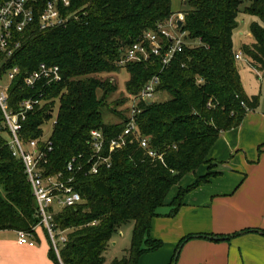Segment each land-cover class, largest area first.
<instances>
[{
	"label": "trees",
	"instance_id": "trees-1",
	"mask_svg": "<svg viewBox=\"0 0 264 264\" xmlns=\"http://www.w3.org/2000/svg\"><path fill=\"white\" fill-rule=\"evenodd\" d=\"M183 1L187 7L178 10L184 14L180 29L186 30L185 38L197 43L185 42L167 64L155 54L123 66L116 61L144 31L156 28L175 12L171 0H72L73 7L86 10L87 23L78 20L45 30L34 25L18 35L19 46L1 61L0 75L12 65L19 68L8 87L12 109L23 97L37 91L36 86L23 84L27 71L41 61L60 67L61 80L49 85L44 101L27 113L20 136L24 141L42 137L43 124L57 107L43 171L67 174L71 158H75V165H84L74 180L82 201L54 213L57 229L66 234L59 248L62 264H138L143 253L158 249L162 241L150 235V225L170 188L185 173L208 163L207 155L218 133L237 126L259 101L258 94L245 92L234 56L232 32L242 0ZM243 9L258 20L249 24L254 40L242 43L241 51L249 57L250 66L260 70L264 67V0H249ZM121 67L129 73L127 95L121 100L136 94L153 74L159 76L157 90L170 95L140 103L135 115L140 134L148 136L149 145L160 155H149L136 139L127 136L111 153L110 166L89 173L90 129L100 128L109 138L119 134L126 121L124 111L114 108L119 120H103V108L107 106L104 96L116 86L108 78L93 74ZM98 89L102 91L100 96ZM4 133L8 130L0 110V229L33 235L39 219L37 204L23 163L12 155ZM211 167L209 163L205 174L178 188L170 202V214L182 203L187 189L215 173ZM129 221V247L121 256L106 261L104 251L112 235ZM190 237H181L175 251ZM49 255L60 264L51 246Z\"/></svg>",
	"mask_w": 264,
	"mask_h": 264
},
{
	"label": "crops",
	"instance_id": "crops-1",
	"mask_svg": "<svg viewBox=\"0 0 264 264\" xmlns=\"http://www.w3.org/2000/svg\"><path fill=\"white\" fill-rule=\"evenodd\" d=\"M207 157L208 163L170 188L164 202L169 209L150 225V235L162 239V245L143 253L138 264H169L179 239L188 234L220 238L190 237L175 264H264V112L248 110L237 126L220 131ZM209 163L215 173L187 189L170 214L178 188L205 174ZM40 227L22 241L17 230L0 229V264H55L48 235Z\"/></svg>",
	"mask_w": 264,
	"mask_h": 264
},
{
	"label": "built area",
	"instance_id": "built-area-1",
	"mask_svg": "<svg viewBox=\"0 0 264 264\" xmlns=\"http://www.w3.org/2000/svg\"><path fill=\"white\" fill-rule=\"evenodd\" d=\"M72 0H0V64L3 59L11 56L20 44L19 34L32 26L39 30L54 27H66L74 21L87 23L86 10L72 6ZM183 21L182 11H176L164 22H159L156 28L143 32L140 38L129 45L116 64L123 66L128 61L146 59L149 55H159L161 61L167 64L176 51L185 44L186 30L180 29L177 20ZM166 39L168 42H165ZM235 58H240V52H235ZM19 71L17 65L7 67L0 75V110L3 122L8 130V145L13 156L19 158L24 166L27 180L37 204L39 215L35 226H42L49 238L50 246L62 264L59 248L65 242L64 230L57 229L54 213L67 205H74L82 201L79 190L75 187V173L84 168L83 164L75 165V158L68 160L66 169L62 171L44 173L43 163L47 161V152L51 149L47 137H34L24 141L20 130L27 113L40 105L45 99V92L49 85L61 80L62 74L57 63L41 61L37 66L25 73L23 84L36 86V93L23 97L16 109H12L8 102V87ZM264 72V67L258 70ZM159 83L158 74L148 78L136 94H129V104L125 111L126 121L119 134L106 138L100 128L90 129V151L87 156L88 168L86 172L95 173L100 167L111 164V153L120 147L125 138L136 139L151 156H159L155 148L148 143V136L140 134L135 115L140 111V103L154 100ZM42 142L40 144L39 142ZM18 240L22 241L29 233L18 230Z\"/></svg>",
	"mask_w": 264,
	"mask_h": 264
},
{
	"label": "rangeland",
	"instance_id": "rangeland-1",
	"mask_svg": "<svg viewBox=\"0 0 264 264\" xmlns=\"http://www.w3.org/2000/svg\"><path fill=\"white\" fill-rule=\"evenodd\" d=\"M247 4H249V0H242L240 3L241 10L238 12L236 17L237 25L235 26L232 32L233 48L235 51L240 52V58L236 60V63L245 92L248 95H259L258 103L248 110L264 112V72L259 74L258 70L252 68L249 64V57L241 51L242 43H249L254 40L249 30V24L252 20H258V17L256 15L244 11L243 8ZM171 7L176 12L178 10L186 8L187 4L183 0H171ZM185 42L189 44H196L197 40H189L188 38H185ZM93 75L100 79L108 78L110 82L116 86L114 90L109 91L104 96V101L107 103V106L103 108V120L106 122L118 121V112L112 110V108H114L115 110H122L124 111V113L126 111L127 105L129 104V100L126 101L121 99L125 95H127L125 82L129 78V73L127 72L126 68L121 67L117 71H113L110 73H95ZM101 92L102 91L98 89V96H100ZM169 96L170 95L167 91H159L158 93H156L154 99L163 100L168 98ZM56 110L57 107H55L52 116L43 124L42 137H47L52 131L53 123L55 121L56 116ZM4 136L6 139L9 138L7 133H4ZM56 209L59 210V208L57 207ZM166 209H169V205L163 204L158 207V215L162 214L163 211H166ZM38 227L41 230V227L39 225ZM131 230L132 221H129L122 224L120 228L112 235L108 247L104 251L106 261H109L110 259L116 256L119 257L125 252L126 248H128L130 245ZM183 243L184 242L180 243V246L178 247L179 251Z\"/></svg>",
	"mask_w": 264,
	"mask_h": 264
},
{
	"label": "water",
	"instance_id": "water-1",
	"mask_svg": "<svg viewBox=\"0 0 264 264\" xmlns=\"http://www.w3.org/2000/svg\"><path fill=\"white\" fill-rule=\"evenodd\" d=\"M177 24H178V26H180L182 24V20L178 19ZM193 236H206V237H210V238H220V236H214V235H210V234H191V237H193ZM178 252H179V248H177L175 253H174L172 264H175Z\"/></svg>",
	"mask_w": 264,
	"mask_h": 264
}]
</instances>
